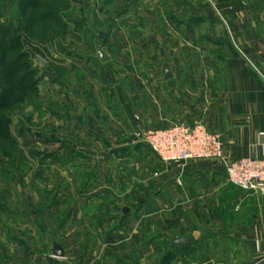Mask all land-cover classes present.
Returning <instances> with one entry per match:
<instances>
[{"label":"rangeland","instance_id":"rangeland-1","mask_svg":"<svg viewBox=\"0 0 264 264\" xmlns=\"http://www.w3.org/2000/svg\"><path fill=\"white\" fill-rule=\"evenodd\" d=\"M32 1L25 6L23 0H0V25L14 31L7 45L18 43L19 52L27 51L29 68L14 77L33 70V83L41 80L38 88L14 87L0 101V264H48L38 258L54 250V233L56 240L73 239L74 250L77 242L87 244L92 264H118L104 244L110 233L103 228L105 220L120 219L123 206L133 210L138 196L152 194L154 186L170 179L167 162L144 142V132L184 122L181 86L171 84L173 76L165 78V66L180 77V70L211 59L215 32L208 22L197 27L192 20L205 5L211 12L219 7L214 0ZM43 2L57 21H42ZM100 52L109 59L102 60ZM10 79L0 67L2 91L11 88ZM125 144L137 147L115 155ZM70 150L77 153L68 165L55 159ZM73 173L83 182L72 195L91 173L105 180L79 220L70 219L72 201L56 198L70 188ZM160 200L158 207L148 204L136 216L125 215L119 236L122 264H157L154 239L161 229L171 235L163 257L178 248L180 213L166 198ZM102 201L111 207L98 211ZM7 207L27 211V220L8 219ZM71 221L67 230H57ZM149 223L158 229L149 232Z\"/></svg>","mask_w":264,"mask_h":264},{"label":"crops","instance_id":"crops-1","mask_svg":"<svg viewBox=\"0 0 264 264\" xmlns=\"http://www.w3.org/2000/svg\"><path fill=\"white\" fill-rule=\"evenodd\" d=\"M206 6L193 20L197 21V27L208 22L209 28L214 30L211 37L213 56L209 61H198L197 66H191L183 73L178 69L183 78L172 71L171 84H179L182 89L181 121L190 124L203 122L221 136L226 152L232 157L264 158V0H214L215 8L219 7L217 13L209 11ZM168 111L174 112L172 107ZM132 146L125 144L116 151L137 147ZM83 158V161L87 160ZM60 162L63 165L69 163ZM164 165L166 177L170 179L167 178L163 186H154L156 189L152 194L138 196L133 210L128 207L124 211L123 206L120 219L119 215H113L110 221L104 222L103 228L106 226L110 232L104 244L116 255L117 262L122 264L119 236L126 228L125 215L131 212L136 216L148 204L158 207V201L161 202L163 197L180 213L181 221L176 223V229L182 234L177 239L191 237L193 242L183 246L176 244L178 248L172 255L163 257L161 253L171 235L168 230L161 229L162 233L154 239L158 246L155 258L156 261L160 259L157 264H253L264 256V195L234 187L217 161ZM94 173L87 176L83 188L72 195L73 187L76 192L79 189L77 184L82 180L73 173L70 191H60L56 197L73 202L68 210L70 219L73 216V220H79L80 213L88 214L89 200L97 197L92 192L105 188V180ZM80 199L84 201L83 206ZM110 207L109 203L102 201L96 209ZM4 212L12 221L16 215L21 222L27 220V211L7 207ZM72 225V221L64 223L57 230L65 231ZM155 229H158L157 224H147L149 232ZM54 234L50 244L58 243L64 250V257H56L50 251L41 253L38 260L48 264H92L87 244L77 242L79 247L74 250L73 239L56 240ZM20 242L25 245L24 240Z\"/></svg>","mask_w":264,"mask_h":264},{"label":"built area","instance_id":"built-area-1","mask_svg":"<svg viewBox=\"0 0 264 264\" xmlns=\"http://www.w3.org/2000/svg\"><path fill=\"white\" fill-rule=\"evenodd\" d=\"M144 142L167 163L210 160L221 164L234 187L264 195V158H235L226 152L220 135L203 122H180L144 132ZM253 264H264V256Z\"/></svg>","mask_w":264,"mask_h":264},{"label":"trees","instance_id":"trees-1","mask_svg":"<svg viewBox=\"0 0 264 264\" xmlns=\"http://www.w3.org/2000/svg\"><path fill=\"white\" fill-rule=\"evenodd\" d=\"M23 3L25 6H31V5H33L32 3H34V2L32 0H23ZM46 6H47L46 3H44V2L41 5L42 9H44V10L47 9L46 11L43 10L44 13L41 16L42 21H46V22H50L52 20L57 21L58 19L56 18V15L54 14V12L48 11V8H46ZM192 22L197 23L196 20H194V21L192 20ZM13 32L14 31H13V28L11 26L0 25V51H2V54L0 55V67H3L6 71H9V74L11 77V79H10L11 88H8V89L3 88V89H5V92H4V91H2V89H1L2 87L0 85V101L4 100V98H6V93H9L10 90H12L14 87H16V88L23 87L24 88L25 86H32V88L33 87L38 88L39 82L41 81L40 78H38L37 81L36 82L34 81V83H33V81L31 80L33 78L32 75L34 74L33 70H32V72L31 71L26 72L23 76H21L17 79L14 77V76H16L18 71H22L24 69L28 70L29 64H27L28 61H25V58H24L25 54H27V51L19 52V45L20 44L12 43V44L7 45L8 44L7 42L9 41L10 36L12 35ZM15 53L17 54L16 59H12L11 62H8L6 59L7 56L13 55V57H14ZM0 84H1V82H0ZM6 117H8V116H6ZM130 150L131 149L126 148V149H122L120 151H114V154H118V155H119V153L126 154L127 152H130ZM59 152L55 153V155L56 154L58 155ZM75 153H77V152L74 150H70L69 152H66L65 154H63V156L59 155L56 157L54 155V158L56 157L55 159L60 160V161H68L73 154L75 155ZM51 156H53V154ZM124 219H127V218H124Z\"/></svg>","mask_w":264,"mask_h":264},{"label":"water","instance_id":"water-1","mask_svg":"<svg viewBox=\"0 0 264 264\" xmlns=\"http://www.w3.org/2000/svg\"><path fill=\"white\" fill-rule=\"evenodd\" d=\"M100 56H101V59L102 60H108L109 59V56L104 53V52H100ZM165 78L166 79H169L173 76L169 66H165ZM176 244L180 245V246H183V245H187V244H190L193 242L192 238L191 237H185V238H181V239H176L174 241ZM53 254L56 256V257H64L65 253H64V250L63 248L58 244L56 243L55 244V247H54V250H53Z\"/></svg>","mask_w":264,"mask_h":264}]
</instances>
